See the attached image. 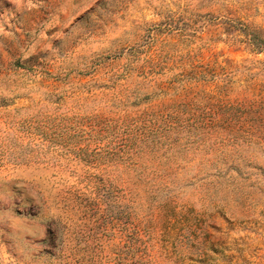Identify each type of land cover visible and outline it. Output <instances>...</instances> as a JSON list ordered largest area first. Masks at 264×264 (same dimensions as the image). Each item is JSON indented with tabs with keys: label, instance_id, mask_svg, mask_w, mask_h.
I'll list each match as a JSON object with an SVG mask.
<instances>
[{
	"label": "rangeland",
	"instance_id": "obj_1",
	"mask_svg": "<svg viewBox=\"0 0 264 264\" xmlns=\"http://www.w3.org/2000/svg\"><path fill=\"white\" fill-rule=\"evenodd\" d=\"M264 0H0V264H264Z\"/></svg>",
	"mask_w": 264,
	"mask_h": 264
},
{
	"label": "trees",
	"instance_id": "obj_2",
	"mask_svg": "<svg viewBox=\"0 0 264 264\" xmlns=\"http://www.w3.org/2000/svg\"><path fill=\"white\" fill-rule=\"evenodd\" d=\"M250 38H251L250 44L254 45V47L257 50H263L264 49V36L263 35L252 33Z\"/></svg>",
	"mask_w": 264,
	"mask_h": 264
}]
</instances>
